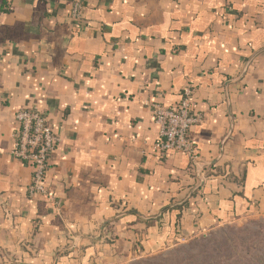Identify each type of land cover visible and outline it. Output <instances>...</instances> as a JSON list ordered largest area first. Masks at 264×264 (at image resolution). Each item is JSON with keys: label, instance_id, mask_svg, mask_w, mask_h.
Wrapping results in <instances>:
<instances>
[{"label": "crops", "instance_id": "obj_1", "mask_svg": "<svg viewBox=\"0 0 264 264\" xmlns=\"http://www.w3.org/2000/svg\"><path fill=\"white\" fill-rule=\"evenodd\" d=\"M188 85L197 167L155 151L146 104ZM32 108L60 139L53 203L11 155ZM260 214L264 0H0V264H127Z\"/></svg>", "mask_w": 264, "mask_h": 264}, {"label": "built area", "instance_id": "obj_2", "mask_svg": "<svg viewBox=\"0 0 264 264\" xmlns=\"http://www.w3.org/2000/svg\"><path fill=\"white\" fill-rule=\"evenodd\" d=\"M84 14V5L74 1L70 15L80 20ZM156 125L159 128V138L154 149L160 157H167L172 152L186 155L197 167L199 151L191 138V130L204 121L201 114L195 112L194 90L191 85L185 87L180 102L175 107L161 104H150ZM17 130L15 144L11 155L32 167L33 176L29 186L32 197H40L48 202H55V197L49 190L46 180L51 169L52 155L60 143L59 137L47 124L45 115L38 109H24L16 113Z\"/></svg>", "mask_w": 264, "mask_h": 264}, {"label": "rangeland", "instance_id": "obj_3", "mask_svg": "<svg viewBox=\"0 0 264 264\" xmlns=\"http://www.w3.org/2000/svg\"><path fill=\"white\" fill-rule=\"evenodd\" d=\"M127 264H264V214L217 227Z\"/></svg>", "mask_w": 264, "mask_h": 264}]
</instances>
